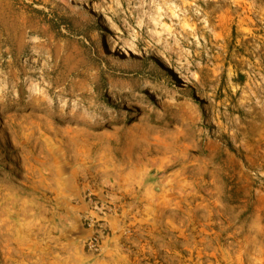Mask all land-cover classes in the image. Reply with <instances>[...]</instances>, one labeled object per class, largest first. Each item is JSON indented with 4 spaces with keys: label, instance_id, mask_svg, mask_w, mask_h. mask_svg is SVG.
<instances>
[{
    "label": "rangeland",
    "instance_id": "rangeland-1",
    "mask_svg": "<svg viewBox=\"0 0 264 264\" xmlns=\"http://www.w3.org/2000/svg\"><path fill=\"white\" fill-rule=\"evenodd\" d=\"M135 199L110 264H264V0H0V264Z\"/></svg>",
    "mask_w": 264,
    "mask_h": 264
},
{
    "label": "crops",
    "instance_id": "crops-1",
    "mask_svg": "<svg viewBox=\"0 0 264 264\" xmlns=\"http://www.w3.org/2000/svg\"><path fill=\"white\" fill-rule=\"evenodd\" d=\"M151 188L147 187V192ZM146 200L144 206L139 204L138 200L119 202L113 206H108L107 211L90 209L87 203H68L64 209L57 213V250L53 257L58 264H110L114 263V256L120 254L122 246L127 240V232L130 230V224L133 226L148 215L150 209H153V203ZM89 208V209H88ZM88 212L105 221L108 227V234L102 239L100 252L96 255L86 252L83 247V241L90 233L80 223V215ZM139 229V225L135 228ZM54 261V260H53Z\"/></svg>",
    "mask_w": 264,
    "mask_h": 264
},
{
    "label": "built area",
    "instance_id": "built-area-1",
    "mask_svg": "<svg viewBox=\"0 0 264 264\" xmlns=\"http://www.w3.org/2000/svg\"><path fill=\"white\" fill-rule=\"evenodd\" d=\"M107 208L108 205H103L101 202H93V210H99L102 213L107 211ZM82 222L84 227L90 230V233L83 241L84 250L96 255L100 252L102 239L108 234V227L104 220L89 214H83Z\"/></svg>",
    "mask_w": 264,
    "mask_h": 264
},
{
    "label": "bare ground",
    "instance_id": "bare-ground-1",
    "mask_svg": "<svg viewBox=\"0 0 264 264\" xmlns=\"http://www.w3.org/2000/svg\"><path fill=\"white\" fill-rule=\"evenodd\" d=\"M107 43H108V45L110 47L109 49L113 50L114 48H116L115 41H114V39H113L111 34H109V36H108Z\"/></svg>",
    "mask_w": 264,
    "mask_h": 264
}]
</instances>
